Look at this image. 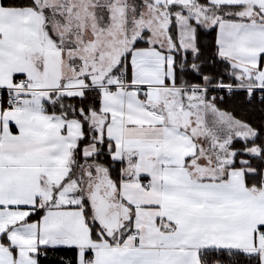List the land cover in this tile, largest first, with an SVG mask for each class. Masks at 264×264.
Returning <instances> with one entry per match:
<instances>
[{
    "label": "snow or ice",
    "instance_id": "1",
    "mask_svg": "<svg viewBox=\"0 0 264 264\" xmlns=\"http://www.w3.org/2000/svg\"><path fill=\"white\" fill-rule=\"evenodd\" d=\"M0 264H264V0H0Z\"/></svg>",
    "mask_w": 264,
    "mask_h": 264
}]
</instances>
